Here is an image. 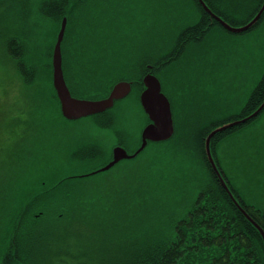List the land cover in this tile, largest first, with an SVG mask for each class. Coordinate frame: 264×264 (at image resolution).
I'll use <instances>...</instances> for the list:
<instances>
[{"label": "trees", "instance_id": "1", "mask_svg": "<svg viewBox=\"0 0 264 264\" xmlns=\"http://www.w3.org/2000/svg\"><path fill=\"white\" fill-rule=\"evenodd\" d=\"M158 1L153 0V4H160ZM64 2L10 0L5 5L10 21L15 15L18 22L16 30L6 33L8 55L28 86L38 82L49 84L36 70L39 64H49L55 39L49 43L47 52L44 51L47 44L41 45L42 48L38 46L37 29L41 23L49 22L57 30L66 12L70 11V26L80 17L79 0H73L71 8H65ZM262 3L263 0H259L242 18L230 19L218 9L215 13L232 26L236 20H243L241 26H244L257 15ZM38 6L39 12H36ZM34 12L38 15L35 21L31 19ZM263 20L264 14L258 24ZM216 25L221 26L218 22ZM47 34L50 36L49 32ZM152 42V63L157 66L156 57L165 51L166 41L154 37ZM16 50L24 53L19 55ZM111 73L105 71V74ZM110 90L107 83L101 88L72 89L76 97L94 100L105 97ZM263 102L264 75L237 115L217 120L201 137L198 150L206 158L211 180L184 213L178 212L181 200L161 195L154 188L160 171L157 161H151L136 174L131 169L126 172L135 179L134 187H128L119 177L98 184L71 177L84 170L81 166L90 159L91 152L86 160L80 156L75 158L76 152H73V162L70 161L73 166L67 167L69 172L41 168L45 172L38 174L39 178L31 177L35 182L25 180L24 184L20 183V175L15 176L14 181H11L12 176L7 178L3 183L0 212L3 222L0 226V264H264L261 235L234 205L205 152V136L213 129L252 114ZM144 115L146 122L140 133L150 122ZM117 121L122 128L128 129L119 119ZM244 127H234L213 138L211 148L215 158L219 143L230 134L240 133ZM177 139L153 143L155 152L159 154L164 143L183 147ZM186 147L192 152L190 144ZM232 191L238 197L235 190ZM241 204L264 228V210H253L243 201ZM244 231L246 237L242 236Z\"/></svg>", "mask_w": 264, "mask_h": 264}, {"label": "rangeland", "instance_id": "2", "mask_svg": "<svg viewBox=\"0 0 264 264\" xmlns=\"http://www.w3.org/2000/svg\"><path fill=\"white\" fill-rule=\"evenodd\" d=\"M185 1L193 5L188 0ZM158 2L162 4V0ZM9 3L10 0H0V212L3 206V183L7 178L12 176L11 181H14V177L20 175L21 184L25 180L35 182L39 178L38 174L45 172L41 168L51 166L49 162L56 158L65 159L70 147H78L83 141V120L73 123L68 131L54 120L61 117V108L54 99L50 82L48 85L38 82L28 86L10 59L5 35L16 30L18 22L15 15L12 16L13 21H10V15L5 10V5ZM115 5L116 15H120L118 29L125 37L118 50L127 49L130 55L132 49L144 47L147 27L151 35L158 24L152 22L153 18L146 21L144 0H121ZM242 22L243 20H236L234 26H241ZM102 23L105 24L104 21ZM50 31H55V27L52 28L49 22H42L37 29L38 46L42 48L41 45L47 44L45 52L49 43H53L55 39L53 35L47 34ZM140 50L138 48L134 55ZM236 66L243 70L245 79L230 87L228 80L234 76ZM189 73L190 84L185 87V92L193 97L200 95L208 100L210 97L216 100V112L211 113L213 120L237 115L264 74V20L243 33H233L216 26L211 57L206 54L198 69L193 68ZM196 80L197 87L193 84ZM114 112L118 114L123 125L133 130V146L136 149L141 143L140 130L146 122L142 109L134 99H127L119 102ZM175 121L176 133L178 125H183L182 130L188 126L185 118L176 117ZM28 128L29 132L26 133ZM238 132L226 136L216 147V162L229 186L238 195L237 199L253 210L263 211L264 112L257 120L247 124L239 137ZM25 135L30 138L19 147ZM182 135L180 139L183 147L164 143L158 154L152 143L136 159L124 160L110 171L85 178L83 182L98 184L114 181L119 177L128 187H134L135 179L126 175V172L131 169L136 174L151 161H157L160 171L154 188L161 195H172L181 200V209L178 212L184 213L194 205L198 193L211 180V172L201 150L194 154L186 147L191 135L187 131H182ZM175 138L172 140L175 141ZM95 139L98 143L102 140L98 135H95ZM32 155L33 163L29 166ZM109 159L106 157L105 160L92 161L83 171L90 172ZM65 160L69 161V156ZM69 171L65 166L60 168V173ZM33 176L36 177L35 180L31 178ZM2 224L0 216V226Z\"/></svg>", "mask_w": 264, "mask_h": 264}, {"label": "flooded vegetation", "instance_id": "3", "mask_svg": "<svg viewBox=\"0 0 264 264\" xmlns=\"http://www.w3.org/2000/svg\"><path fill=\"white\" fill-rule=\"evenodd\" d=\"M120 1L79 0L80 17L72 23V26H70L69 21L70 11L62 15L60 23L64 17H67L68 20L65 41L62 44V67L66 84L72 96L76 97L72 91L74 88H101L104 83H107L112 88L119 82H129L132 91L121 101L134 99L137 106L144 110L141 103V94L145 90L144 78L148 74L155 75L162 84L163 93L171 103L174 120H176V117L180 119L185 118L188 123V126L183 128V130V125H178V133H176L177 123L174 121V136L181 142L179 138L182 135V131H187L191 135V139L189 140L191 151L195 154L198 151V143L201 137L216 122V119L213 120L211 118L212 111L216 112V100H212V97L208 100L200 95L195 97L190 96L185 92V87L190 84L189 72L193 68L198 69L206 54L211 57L212 39L215 28L218 26L216 25L218 21L199 0H188L189 3L193 4L192 6L185 0H162L161 5L153 4L152 0H144V16L146 21L153 18L152 22L155 21V24H158V26H156V29H153L151 35L147 27L148 32H146L144 39V47L132 49L129 55L127 49L118 50L125 41V37L122 36L123 33L118 29L120 15L117 16L114 10L117 9L115 3ZM258 1L204 0L214 14L218 16L215 13L218 9V11L224 12L230 19L244 17L252 11ZM64 3L65 8L73 7V0H65ZM36 10V12H39L38 7ZM37 16L34 12L31 19L35 21ZM131 20L133 21V19ZM151 27L153 28V25ZM223 29L225 28L223 27ZM56 36L57 33L54 35L55 41ZM154 37L166 41L164 43L165 51L156 57L157 66H154L152 63V40ZM120 38L124 40L120 41ZM78 41L81 43H78ZM119 42L120 46H118ZM138 48L141 50L134 55V52ZM53 51L54 45L49 64L42 66L39 64L36 71L42 73L48 82H50L54 99L59 102L57 91L54 87L55 67L53 65ZM16 52L19 55L24 53V51L20 52V50H16ZM166 55L167 57H165ZM105 71H112V73L105 74ZM244 79L243 70H240L236 66L234 76L228 80V85L231 87V85H236ZM193 84L197 87V80ZM117 103H115V106ZM60 116L57 119L54 118V120L62 124L65 131L70 130L73 123L83 120V141L78 147H70L67 151L65 159L69 156V161L66 162L65 159L56 158L49 162L51 166L48 167L50 168L68 167L70 161H72L73 152H76L75 158L78 156L84 160L90 158L86 161V165L92 161L98 159L105 160L106 157H109L110 159L100 166L103 167L113 159L116 147H122L128 152L134 148L133 143L135 138L132 139L133 132H131L133 130L121 127V124L117 121L119 119L117 113L104 112L78 120H70L61 111ZM28 132L29 128L26 133ZM95 135L102 138L100 143L96 141ZM240 135L238 134V137ZM29 138V135H25L22 138L23 143L19 147L27 143ZM179 145L182 144L179 143ZM89 152L93 153L91 157H88ZM33 159L34 155L31 156L29 166H32ZM70 166H73V163ZM242 236L246 237V231H244Z\"/></svg>", "mask_w": 264, "mask_h": 264}, {"label": "water", "instance_id": "4", "mask_svg": "<svg viewBox=\"0 0 264 264\" xmlns=\"http://www.w3.org/2000/svg\"><path fill=\"white\" fill-rule=\"evenodd\" d=\"M199 1L225 29L233 33H243L245 31H248L256 25V23L260 20L264 13L263 3L260 11L250 23L242 27H234L223 20L221 17L214 14L208 8L204 0ZM67 27L68 20L67 17H64L60 24L54 46V87L57 91V96L59 98L63 115L70 120H78L81 118L104 113L107 110L112 109L115 106L116 101L124 99L131 93L132 88L129 82H119L114 85L109 95L103 99L88 100L73 97L66 84L62 67V44L66 35ZM144 84L145 90L141 95V103L145 113L148 115L151 122L142 131L140 146L133 153H128V151L122 147H116L114 149L113 159L109 163L88 173H74L71 177L88 178L102 172H107L116 167L124 160L136 159L142 152H144L150 142L161 143L168 141L173 137L175 126L171 103L167 96L162 92V84L160 80L155 75L148 74L144 78ZM263 110L264 102L254 113H252L248 117L227 123L214 129L205 139V151L207 154V159L226 193L229 195L230 199L238 208V210L259 231L264 242V228L249 215L246 209L235 197L221 169L219 168L211 149V142L216 135H218L219 133H223L228 129H232L235 126H239L249 122L250 120L257 117Z\"/></svg>", "mask_w": 264, "mask_h": 264}]
</instances>
